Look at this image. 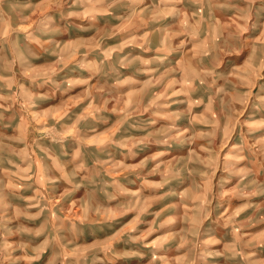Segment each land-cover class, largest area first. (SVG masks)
I'll list each match as a JSON object with an SVG mask.
<instances>
[{
	"label": "rangeland",
	"instance_id": "rangeland-1",
	"mask_svg": "<svg viewBox=\"0 0 264 264\" xmlns=\"http://www.w3.org/2000/svg\"><path fill=\"white\" fill-rule=\"evenodd\" d=\"M0 264H264V0H0Z\"/></svg>",
	"mask_w": 264,
	"mask_h": 264
}]
</instances>
